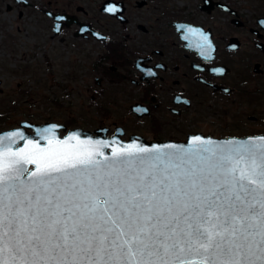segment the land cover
<instances>
[{
    "label": "snow or ice",
    "instance_id": "1",
    "mask_svg": "<svg viewBox=\"0 0 264 264\" xmlns=\"http://www.w3.org/2000/svg\"><path fill=\"white\" fill-rule=\"evenodd\" d=\"M32 127L0 133V264H264V137L146 147Z\"/></svg>",
    "mask_w": 264,
    "mask_h": 264
},
{
    "label": "flooded vegetation",
    "instance_id": "2",
    "mask_svg": "<svg viewBox=\"0 0 264 264\" xmlns=\"http://www.w3.org/2000/svg\"><path fill=\"white\" fill-rule=\"evenodd\" d=\"M105 2L122 9L109 13ZM242 2L244 5L238 0H187L184 5L175 0L6 1L7 10L17 9L18 16L31 18L32 38H37L42 60L51 64L49 50H54L55 69L48 74L58 78L56 86L91 100L110 97L96 108L105 113L101 123L108 114L113 120L90 129L80 124L67 128L57 120L21 118L0 131L55 123L62 126L61 136L72 128H82L121 141L131 136L167 141L187 139L195 133L215 137L263 134L264 0ZM242 8L250 13L243 14ZM188 27L208 36L214 46L212 59L201 54L197 45L205 42L199 32H186ZM146 69L156 75H145ZM2 82L0 78V88ZM120 96L132 99L126 107L112 108ZM134 105L147 111L138 112ZM24 130L34 133L33 127Z\"/></svg>",
    "mask_w": 264,
    "mask_h": 264
},
{
    "label": "rangeland",
    "instance_id": "3",
    "mask_svg": "<svg viewBox=\"0 0 264 264\" xmlns=\"http://www.w3.org/2000/svg\"><path fill=\"white\" fill-rule=\"evenodd\" d=\"M6 1L8 0H0V78L3 80V92H0V127L18 124L21 118L36 122L57 120L65 123L67 128L74 124L90 129L101 124H111L113 115L108 114L101 123L105 113L96 108L101 102H107L106 99L110 100V97L91 100L87 95L62 92L56 86L58 78L48 74L55 69L54 50H49L51 64L42 60L41 49L35 44L37 38H32L34 34L31 33V18L26 15L18 16L17 9L7 10ZM175 1L178 5H184L187 0ZM238 3L244 5L245 2L238 0ZM242 9L243 14L250 13L247 8ZM63 72L66 73L65 70ZM65 80L72 84L71 80ZM130 99L132 98L116 97V103L111 107H126ZM89 105L92 107L88 109ZM142 127L145 131L146 126ZM253 130L258 128L254 127ZM178 140L185 139L180 137Z\"/></svg>",
    "mask_w": 264,
    "mask_h": 264
},
{
    "label": "water",
    "instance_id": "4",
    "mask_svg": "<svg viewBox=\"0 0 264 264\" xmlns=\"http://www.w3.org/2000/svg\"><path fill=\"white\" fill-rule=\"evenodd\" d=\"M104 5H105V7H104L105 10L109 6H115V7H117L115 4L107 3V2H105ZM117 8L120 9V10L122 9L121 6L120 7H117ZM133 108L136 109L137 106L134 105ZM52 124H55V123H42V124H32L31 123L29 125H32L33 126L34 133H29L28 134L27 132H25L24 128H23V131L26 133V135H28L30 137H34L35 136V128L44 127L46 125H52ZM55 125H59V124H55ZM17 128H20V127L11 128V129H7V130H2V131H0V133H7V132H10V131L16 130ZM97 130L100 131L101 129L99 128ZM77 131L81 135H82L83 132L85 133V135H82V137H90L93 140H108V141H112L113 140L112 138H106V137H104L103 134H101L100 132L98 134H92L91 131L84 130L82 128H72L65 135H68L69 133L77 132ZM197 135L200 136L203 139H209V140H212L213 142H218V143H223L224 141L229 140V139L245 140V139H248V138L264 137V134H249V135H244V136L213 137V136H209V135L208 136L207 135H204L202 133H195V134L189 135L186 140H179V141L178 140L147 141V140H145L143 138L137 139L135 136H131L126 141H121V140H119V141H120L121 144H129V143L136 142V143H139V144H141L143 146H146V147H151V146H154V145L163 146V145H167V144H172V145L177 146L178 148H190V147H193V145L190 144V138H192L194 136H197ZM105 151L106 152H110L111 149L110 148L109 149H105Z\"/></svg>",
    "mask_w": 264,
    "mask_h": 264
}]
</instances>
